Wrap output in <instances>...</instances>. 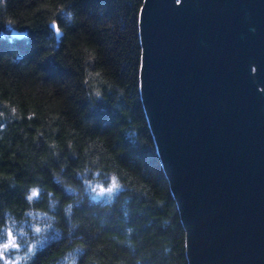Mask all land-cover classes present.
<instances>
[{
	"label": "trees",
	"instance_id": "trees-1",
	"mask_svg": "<svg viewBox=\"0 0 264 264\" xmlns=\"http://www.w3.org/2000/svg\"><path fill=\"white\" fill-rule=\"evenodd\" d=\"M143 3L0 0V238L29 212L49 224L18 264H189L141 96Z\"/></svg>",
	"mask_w": 264,
	"mask_h": 264
},
{
	"label": "water",
	"instance_id": "water-1",
	"mask_svg": "<svg viewBox=\"0 0 264 264\" xmlns=\"http://www.w3.org/2000/svg\"><path fill=\"white\" fill-rule=\"evenodd\" d=\"M139 28L189 264H264V0H144Z\"/></svg>",
	"mask_w": 264,
	"mask_h": 264
},
{
	"label": "rangeland",
	"instance_id": "rangeland-1",
	"mask_svg": "<svg viewBox=\"0 0 264 264\" xmlns=\"http://www.w3.org/2000/svg\"><path fill=\"white\" fill-rule=\"evenodd\" d=\"M86 191L88 196L92 199H105L111 194L100 196L92 192V190L106 191L116 189L118 184L116 180L110 177L106 182L93 181L86 182ZM33 191V190H32ZM48 216L40 213L29 212L27 216L23 217L19 222L13 223L3 230V237L0 238V244L8 242L15 243L17 249H9L3 258H0V264H18L26 260L33 251L41 245L43 239L46 237L48 230ZM36 222H35V221ZM41 228L38 233L35 228ZM28 249L33 251L30 253ZM66 264H73L72 260L67 261Z\"/></svg>",
	"mask_w": 264,
	"mask_h": 264
},
{
	"label": "snow or ice",
	"instance_id": "snow-or-ice-1",
	"mask_svg": "<svg viewBox=\"0 0 264 264\" xmlns=\"http://www.w3.org/2000/svg\"><path fill=\"white\" fill-rule=\"evenodd\" d=\"M53 28L56 30L57 34H60L59 25L56 22L53 23ZM97 94H99V92ZM13 112H15V108H13ZM114 191L115 189L106 190L103 192L99 190H92L93 193L100 195V196L112 194ZM36 196H38V191L36 189H33L32 194L28 197V199L32 200ZM35 231L39 233L41 231V228L37 227L35 228ZM17 248L18 247L15 243L9 244L8 242H5V243L0 244V258H3L9 249H17ZM32 251H33L32 249H28V252L31 253Z\"/></svg>",
	"mask_w": 264,
	"mask_h": 264
}]
</instances>
